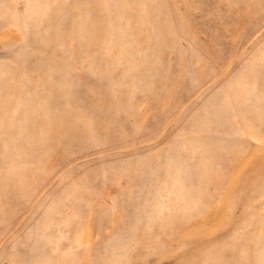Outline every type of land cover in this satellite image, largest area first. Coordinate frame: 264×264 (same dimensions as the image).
<instances>
[{
	"label": "rangeland",
	"instance_id": "1",
	"mask_svg": "<svg viewBox=\"0 0 264 264\" xmlns=\"http://www.w3.org/2000/svg\"><path fill=\"white\" fill-rule=\"evenodd\" d=\"M0 264H264V0H0Z\"/></svg>",
	"mask_w": 264,
	"mask_h": 264
}]
</instances>
